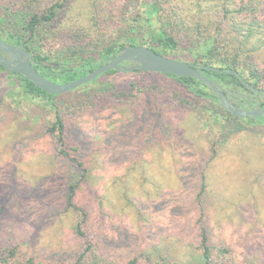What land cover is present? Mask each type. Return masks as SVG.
I'll list each match as a JSON object with an SVG mask.
<instances>
[{
	"label": "trees",
	"instance_id": "trees-1",
	"mask_svg": "<svg viewBox=\"0 0 264 264\" xmlns=\"http://www.w3.org/2000/svg\"><path fill=\"white\" fill-rule=\"evenodd\" d=\"M75 1L0 0L29 3L21 10L15 7L19 13L5 15L0 5V37L24 46L33 55L36 70L60 83L90 73L126 47L147 45L176 59V53L185 50L192 59L184 61L198 66L238 107L264 109V65L260 64L261 58L264 64V0ZM37 3L51 4L41 10ZM48 34L56 39L57 48L46 50L41 44ZM93 84L97 85L89 93L92 103L78 110L88 114L117 106L130 108L131 155L140 157L142 150L170 139L174 132L179 134L169 118L170 107L192 113L189 129L208 142L210 152L217 154L219 142L244 134L255 137L264 155V116L233 115L203 80L111 69L83 87ZM72 91L50 94L0 64V95L19 92L45 98L56 108L55 121L46 132L53 139L55 159L64 165L65 202L62 213L38 215L41 226L27 238L3 228L11 214L2 213L0 264H264L263 257H242L230 241L213 239L205 207L209 198L206 163L200 165L199 189L196 186L190 200L192 221L189 216L182 219L173 213L172 233L164 238L154 236V224H138L148 221V208L125 186L117 202L121 200L128 213L135 211L132 217L137 225L127 228L120 223L127 245H117L116 206L107 198L108 193L113 198L110 187H104L94 173L90 143L84 141L74 121L79 113L64 112L58 103ZM243 93L247 97H242ZM51 221L59 223L61 230H50L47 226ZM48 239L51 241L45 246L43 241ZM175 240L182 243L184 252L171 248Z\"/></svg>",
	"mask_w": 264,
	"mask_h": 264
},
{
	"label": "rangeland",
	"instance_id": "rangeland-1",
	"mask_svg": "<svg viewBox=\"0 0 264 264\" xmlns=\"http://www.w3.org/2000/svg\"><path fill=\"white\" fill-rule=\"evenodd\" d=\"M37 4L43 10L51 3ZM0 5L4 15L29 7V3ZM41 44L46 50L57 48L51 34L41 39ZM186 54L185 50L179 51L176 57L190 61L192 58ZM260 64L264 65L263 58ZM1 76H5L4 72ZM96 85H82L60 97L58 103L64 112L79 113L74 121L84 141L90 143L94 173L104 187H110L113 198L109 193L107 198L116 206L117 213L116 244L127 245L121 237L122 224L127 228L137 225L136 217H132L135 211L128 213L130 210L123 208V202H117L125 186L136 201H145L148 208V221L138 224H154V236L164 238L172 233L173 213L183 216L182 219L189 216L192 221L194 209L190 200L196 186L199 189L200 165L206 163L209 198L205 207L213 239L230 241L242 257L264 258L261 255L264 254V155L255 137L244 134L228 137L225 142H219L215 154L210 152L206 140H200L189 129L192 113L170 107L168 115L179 134L174 132L170 139L142 150L140 157L134 156L128 150L133 142L129 130L133 115L130 108L117 106L88 114L78 110L92 103L89 93ZM10 94L0 95V216L11 214L3 222V228L13 229L21 238H27L41 226L38 215L62 213L64 165L55 159L53 139L46 132L56 115L51 101L19 92L15 96ZM210 156L214 157L210 159ZM47 227L52 231L62 228L55 221ZM50 241L43 244L48 246ZM174 242L171 248L185 251L181 242ZM166 243L161 241V245L169 246Z\"/></svg>",
	"mask_w": 264,
	"mask_h": 264
},
{
	"label": "water",
	"instance_id": "water-1",
	"mask_svg": "<svg viewBox=\"0 0 264 264\" xmlns=\"http://www.w3.org/2000/svg\"><path fill=\"white\" fill-rule=\"evenodd\" d=\"M123 62H133L128 66ZM0 64L10 72H15L33 81L35 85L50 94H64L89 83L106 71H139L160 72L177 76H190L203 80L220 98L222 106L238 117L264 116L262 107L244 109L238 107L222 90V88L204 76L198 66L158 53L146 45L123 48L117 55L90 73L73 81L60 83L42 75L35 68L33 55L24 46H17L4 41L0 37Z\"/></svg>",
	"mask_w": 264,
	"mask_h": 264
},
{
	"label": "flooded vegetation",
	"instance_id": "flooded-vegetation-1",
	"mask_svg": "<svg viewBox=\"0 0 264 264\" xmlns=\"http://www.w3.org/2000/svg\"><path fill=\"white\" fill-rule=\"evenodd\" d=\"M244 95L247 97V94H244V93H243V94H241V96H242V97H243ZM259 107H260V106H259Z\"/></svg>",
	"mask_w": 264,
	"mask_h": 264
}]
</instances>
